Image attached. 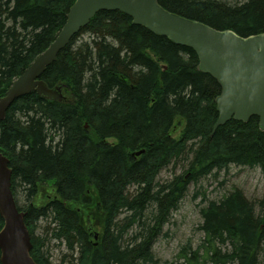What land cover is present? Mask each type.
<instances>
[{
	"label": "trees",
	"instance_id": "trees-1",
	"mask_svg": "<svg viewBox=\"0 0 264 264\" xmlns=\"http://www.w3.org/2000/svg\"><path fill=\"white\" fill-rule=\"evenodd\" d=\"M158 1L219 30L264 32V0ZM74 2L0 0V97L49 47ZM198 65L193 49L101 10L42 75L64 99L32 92L12 103L0 151L38 264H53L52 241L67 250L59 264H158L153 246L192 184L231 165L264 172L259 118L214 129L221 86ZM171 166L180 171L159 180ZM199 212L202 243L182 245L178 264H264V199L233 186Z\"/></svg>",
	"mask_w": 264,
	"mask_h": 264
},
{
	"label": "water",
	"instance_id": "water-1",
	"mask_svg": "<svg viewBox=\"0 0 264 264\" xmlns=\"http://www.w3.org/2000/svg\"><path fill=\"white\" fill-rule=\"evenodd\" d=\"M101 10H119L154 33L193 49L199 70L212 75L221 86L216 97L218 118L214 129L231 119L248 122L259 118L264 130V32L242 36L232 29H216L204 22L165 9L158 0H75L67 19L49 47L24 69L0 97V121L19 97L37 92L62 101V88H50L42 79L59 52ZM141 152H137L139 155ZM12 168L0 151L1 264H38L31 255V234L25 212L17 207L12 192Z\"/></svg>",
	"mask_w": 264,
	"mask_h": 264
},
{
	"label": "rangeland",
	"instance_id": "rangeland-1",
	"mask_svg": "<svg viewBox=\"0 0 264 264\" xmlns=\"http://www.w3.org/2000/svg\"><path fill=\"white\" fill-rule=\"evenodd\" d=\"M172 167L164 169L159 180H169L175 172L180 171L179 167L175 169ZM233 186L240 187L248 198L261 201L264 199V172L259 167L231 165L216 176H209L197 185L192 184L180 202L179 208L173 212L171 220L165 225L162 235L153 246L158 264H178L181 261L178 256L182 245L190 242L192 247L196 248L202 243L204 236L199 229L202 222L199 209L203 199H218ZM46 226L47 222L41 220L36 234L45 235ZM93 231L96 232L98 229L94 228ZM55 243V241L51 242L50 259L53 264H59L63 253H67V250L65 245H62L61 249L54 247Z\"/></svg>",
	"mask_w": 264,
	"mask_h": 264
}]
</instances>
